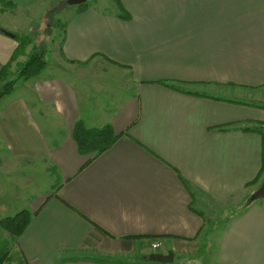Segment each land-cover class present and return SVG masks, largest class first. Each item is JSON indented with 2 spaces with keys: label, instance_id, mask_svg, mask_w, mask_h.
Instances as JSON below:
<instances>
[{
  "label": "crops",
  "instance_id": "0c3cea01",
  "mask_svg": "<svg viewBox=\"0 0 264 264\" xmlns=\"http://www.w3.org/2000/svg\"><path fill=\"white\" fill-rule=\"evenodd\" d=\"M44 1L0 0V72L22 32L13 14ZM98 1L67 19L59 73L47 64L0 100L1 175L30 161L56 178L4 264H264V202L236 205L210 257L215 219L194 205L247 200L263 180L264 107L225 94L264 87V0H120L128 18ZM79 121L119 135L86 165Z\"/></svg>",
  "mask_w": 264,
  "mask_h": 264
},
{
  "label": "rangeland",
  "instance_id": "374dc122",
  "mask_svg": "<svg viewBox=\"0 0 264 264\" xmlns=\"http://www.w3.org/2000/svg\"><path fill=\"white\" fill-rule=\"evenodd\" d=\"M97 1L98 0H89L88 2L93 4ZM101 1L103 2V0H99L98 4H100ZM113 2L115 3V0H113ZM37 7L40 10L36 13L35 11L32 12L28 10L26 12L22 11V13L15 12L13 14L16 17L18 15L19 17L24 18L23 23L20 24L22 32L19 35H29L33 38L32 44L27 47V53L33 50V47H36L39 52H44L48 64L47 67L52 68L56 66L51 71L59 73L57 66H59L61 61L55 51L56 49H60L59 43L61 45L62 42L60 34L63 33L64 24L69 16L77 11L78 5L69 3L65 4V0H45L44 4H39ZM105 7H107L106 9L108 11H112L113 7L111 6V3L108 2V6ZM13 18L14 16L10 19L12 20ZM7 22L8 21L5 20L6 25H8ZM25 56L27 59L28 56ZM20 57L21 56L15 60L17 63L19 62ZM21 58L25 59L24 56ZM26 59L23 61L25 62ZM12 69V72L16 69L15 63L13 64ZM16 73H11L10 77L16 78L18 76ZM225 96L245 105L264 107L263 86L256 88H231ZM1 171L2 169L0 168V218L7 215H13L23 208H30L33 203L37 202L39 198L38 196L41 193H44V191L51 186H54L56 183L54 175L48 174L46 171L43 172L40 162L36 163L27 161L26 167L21 168V173L18 176H3L1 175ZM259 183L260 182L257 184L258 186ZM258 186H251V189L249 190L252 191ZM241 198L242 197L239 195L220 202L201 192L194 197V205L199 209L204 210L208 218L215 219L216 226L213 234L210 233L207 239L212 242V245L202 248L200 254L202 253L205 257H210L216 253L217 239L224 230V224L227 221V218L233 214V212L239 211L240 208L236 205H239L242 201L241 207H243L246 202V200ZM259 201L264 202V198ZM207 226L210 228V226L213 227L214 224L209 222ZM13 240L14 239L8 237L4 230L0 229V250L12 247V245L15 244ZM207 240H205L206 242H204V244H208ZM159 250H163V248H160Z\"/></svg>",
  "mask_w": 264,
  "mask_h": 264
},
{
  "label": "trees",
  "instance_id": "16d2710c",
  "mask_svg": "<svg viewBox=\"0 0 264 264\" xmlns=\"http://www.w3.org/2000/svg\"><path fill=\"white\" fill-rule=\"evenodd\" d=\"M4 3H11L10 0H2ZM89 1V0H88ZM84 2L78 5V11H82L87 9L92 3ZM118 7L122 10V16L128 18L129 14L125 13L123 10V6L120 0H115ZM68 3L65 0V4ZM66 28V23L64 24V29ZM19 45L15 50L11 61L7 64L3 65L2 70L0 72V100L5 96L12 93L15 89L16 83L19 80H28L32 77L37 76L42 72V70L46 67L47 61L45 59L44 52H39L36 47H33L30 52L27 53V47L32 44L33 38L29 35H19L17 34ZM22 55H27L28 58L21 65L19 69L18 76L16 78L10 77L12 63ZM165 85H169L175 87L173 83L170 82H162ZM258 131L264 134V124L260 125ZM118 134L115 133L113 127L108 124L101 128L99 127H87L82 122H77L73 129V137L77 142V146L79 152L82 155L88 156V159L85 163H90L95 157L99 154L103 153L105 150L110 148L115 140L118 138ZM264 176V170L261 173V176L256 181L258 182ZM187 184V182L185 181ZM251 195V194H250ZM245 202V205L249 204V197ZM33 218V212L28 208H23L17 211L13 215H7L5 217L0 218V229L4 230L8 237L14 239V243L18 240L19 236L27 229L31 220ZM13 247V245H12ZM9 247L7 249L0 250V264H4L11 260V249Z\"/></svg>",
  "mask_w": 264,
  "mask_h": 264
},
{
  "label": "water",
  "instance_id": "95a60500",
  "mask_svg": "<svg viewBox=\"0 0 264 264\" xmlns=\"http://www.w3.org/2000/svg\"><path fill=\"white\" fill-rule=\"evenodd\" d=\"M87 1L88 0H68V3L74 5H80ZM263 198H264V177L261 184L250 195L249 201L251 203ZM146 258L150 261L166 263V262H172L175 258V255L173 251H169L168 253L152 252L148 254Z\"/></svg>",
  "mask_w": 264,
  "mask_h": 264
},
{
  "label": "built area",
  "instance_id": "2783aa9c",
  "mask_svg": "<svg viewBox=\"0 0 264 264\" xmlns=\"http://www.w3.org/2000/svg\"><path fill=\"white\" fill-rule=\"evenodd\" d=\"M161 246V242L160 241H154L153 243H152V247L154 248V249H157V248H159Z\"/></svg>",
  "mask_w": 264,
  "mask_h": 264
}]
</instances>
